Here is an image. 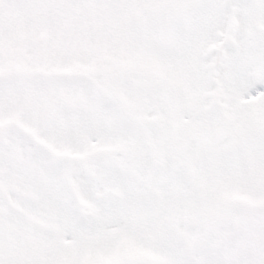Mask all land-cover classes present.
<instances>
[{"label":"snow or ice","instance_id":"1","mask_svg":"<svg viewBox=\"0 0 264 264\" xmlns=\"http://www.w3.org/2000/svg\"><path fill=\"white\" fill-rule=\"evenodd\" d=\"M0 264H264V0H0Z\"/></svg>","mask_w":264,"mask_h":264}]
</instances>
